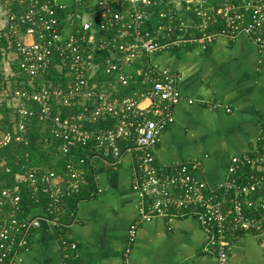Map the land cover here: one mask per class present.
<instances>
[{
	"label": "built area",
	"instance_id": "built-area-1",
	"mask_svg": "<svg viewBox=\"0 0 264 264\" xmlns=\"http://www.w3.org/2000/svg\"><path fill=\"white\" fill-rule=\"evenodd\" d=\"M8 2L22 9L9 6L6 24H0V152L26 144L37 119L41 144L62 162L31 167L26 153L24 162L15 163L21 166L14 175L17 186L0 185V264H17L43 221L61 241L63 264H74L78 245L63 231L72 219L64 220L67 203L83 193L89 178L96 187L91 194H101L89 175L94 158L116 168L125 154L132 157V186L139 196L125 258L138 227L157 217L195 219L204 233V253L219 264H228L239 235L264 231V201L253 200L264 189V127L252 151L231 157L215 188L196 174L200 161L176 162L161 171L156 146L174 122L183 77L152 62L189 46L206 51L221 35L235 40L245 34L263 51L264 0H73L91 22L81 21L79 12L66 19V7L57 0ZM52 66L66 71L65 84L43 82ZM18 75L25 80L13 85ZM12 172L2 160L0 180ZM22 189L42 213L25 212Z\"/></svg>",
	"mask_w": 264,
	"mask_h": 264
},
{
	"label": "crops",
	"instance_id": "crops-1",
	"mask_svg": "<svg viewBox=\"0 0 264 264\" xmlns=\"http://www.w3.org/2000/svg\"><path fill=\"white\" fill-rule=\"evenodd\" d=\"M57 1L65 5L66 19L79 12L81 21H93L73 0ZM13 4L22 9L17 2L0 0L1 25L6 24L7 8ZM25 40L32 41L29 36ZM152 62L183 77L174 122L162 131L156 146L159 169L176 162L200 161L202 169L196 174L210 187H217L226 177L231 157L252 151L264 127V50L245 34L235 40L221 35L206 51L189 46L156 55ZM90 166L101 194L80 196L75 205L68 201L64 213V219L72 216L66 238L79 249L74 264H219L214 255L204 253L203 230L190 217H157L142 223L131 254L125 258L128 230L139 203L132 186V157L125 154L116 168L100 158H94ZM253 200L264 201V189ZM42 212L38 208L33 213ZM17 264H63L61 241L48 223L43 221L32 232L30 245L20 251ZM228 264H264V231L235 238Z\"/></svg>",
	"mask_w": 264,
	"mask_h": 264
},
{
	"label": "trees",
	"instance_id": "trees-1",
	"mask_svg": "<svg viewBox=\"0 0 264 264\" xmlns=\"http://www.w3.org/2000/svg\"><path fill=\"white\" fill-rule=\"evenodd\" d=\"M11 9L13 11H19L21 12V10H18V7L16 5H11ZM77 26L76 28H74V32L77 31ZM1 59H2V55L0 52V65L1 64ZM17 61H14L12 63V68L14 71H17ZM2 67V66H0ZM66 71H63V74L60 73L55 66L51 67V70H49L47 72V74H45L44 78H43V82H47V81H51L53 84H58V83H62L65 84L66 82ZM24 77L22 75H18L16 77L12 78V81L16 84L24 81ZM27 85V82H25ZM72 112V110L70 111ZM40 134H39V126L37 123V119H33L31 122V125L29 126L28 130H27V143L26 144H12L10 147L5 148L4 150H2L0 152V162L2 160H5L12 168H13V172L11 173V175H5L3 174L1 180H0V185L1 186H8V187H15L17 186V184L15 183V174L18 173L21 170V166L20 165H16L15 163L17 161H23L24 155L26 153L29 154V162L28 165L29 166H37V165H51L54 162L57 163H61L62 160L59 158H54L53 155L50 153L49 150H46L43 145L40 142ZM52 150V149H51ZM53 152V151H52ZM78 155V154H77ZM79 156V155H78ZM24 162V161H23ZM89 175L91 176V172L89 173ZM90 181L87 185V188L83 191V193H81L80 195H78L77 197H74L72 199H70L69 203L71 205H75V202L77 200H79L80 196H85V198H92L93 195L91 194L92 192L95 191V184L93 181H91V178H89ZM22 193V206L25 210V212H34L35 209L38 207V205H36L33 201V199L31 198V193L25 189H22L21 191ZM65 221H67V219H64ZM64 232L67 233L68 229H63Z\"/></svg>",
	"mask_w": 264,
	"mask_h": 264
},
{
	"label": "rangeland",
	"instance_id": "rangeland-1",
	"mask_svg": "<svg viewBox=\"0 0 264 264\" xmlns=\"http://www.w3.org/2000/svg\"><path fill=\"white\" fill-rule=\"evenodd\" d=\"M12 84L15 85V83L12 81Z\"/></svg>",
	"mask_w": 264,
	"mask_h": 264
}]
</instances>
